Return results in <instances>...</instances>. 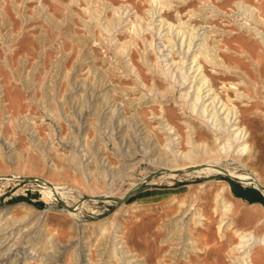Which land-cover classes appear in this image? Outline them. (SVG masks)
<instances>
[{"label":"rangeland","instance_id":"obj_1","mask_svg":"<svg viewBox=\"0 0 264 264\" xmlns=\"http://www.w3.org/2000/svg\"><path fill=\"white\" fill-rule=\"evenodd\" d=\"M213 1L221 12L174 0L163 15L204 26L212 46L221 39L230 71L202 63L221 95L235 94L225 80L252 97L237 101L252 151L172 170L160 159L163 109L184 149L190 128L217 147L183 103L188 82L160 70L159 35L138 17L149 0H0V264H230L235 228L264 234V44L234 17L236 0ZM244 1L264 17V0ZM216 197L233 201L225 243Z\"/></svg>","mask_w":264,"mask_h":264},{"label":"bare ground","instance_id":"obj_2","mask_svg":"<svg viewBox=\"0 0 264 264\" xmlns=\"http://www.w3.org/2000/svg\"><path fill=\"white\" fill-rule=\"evenodd\" d=\"M173 1L174 0H149L150 7L146 11L148 16L143 17L138 15V17L141 21L146 22V29H151L159 35L162 43L158 50L160 53L158 56L160 59H158V61L160 62L159 67H161V72L167 74L180 86L188 82L187 86H184L187 89L183 90V87L180 89V96L183 99V103L188 107L190 112L205 123L209 131L213 133L217 148L214 149L205 142H197L194 138L196 129L190 128L188 130L187 141L189 148L184 149L182 135L178 127L169 120L163 109V113L158 116L160 120L159 126L164 130V133L167 134L169 141L165 143L164 148L161 147L160 159L166 162L172 170H178V167H181V169H189V167L195 165L200 155L209 158L206 160H221L230 156L234 160L243 162L241 156L251 153L252 143L250 142L251 133L247 126L243 124V113L237 101L247 104L248 102H245V100L250 101L252 97L241 90L239 87L240 84L237 82L225 80L222 81L223 84L221 88L225 91H233L235 94L232 95L229 92H224L225 96L221 95V90L217 88L218 86H215L213 79L205 72V67L201 59H205L204 61L213 64L215 67H224L230 71V68L221 56V50H223L219 44L221 39H215L214 45L212 46L209 42L210 32L206 30L204 26L190 23V19L186 21L183 20L178 12L177 23L168 20L163 15V10L171 7ZM234 4H236L237 7V10L232 9L234 11V17L239 21L241 26L247 27V29L258 36L264 44V29L258 26V24H264V17L261 16L259 6L247 3L244 0H236ZM202 6L212 13L221 9L213 0H203ZM123 7H118V10ZM129 11L130 9H127L125 6L121 14L126 12V15H122V17L127 18ZM195 13L194 11V13L190 15V18ZM253 23H255V25ZM143 28L144 26H140L139 30L143 32ZM202 29L204 30L202 31ZM217 34H226V30H220ZM149 44L152 45V41H150ZM175 48L176 50H174ZM177 50H179V55H182L179 60H176L172 55L173 51L176 52ZM164 61H166V63H164ZM133 67L137 70L136 65H133ZM174 86L175 85H172L173 88ZM235 156H240V158H235ZM253 173H255L254 178L260 182V176L256 172ZM260 184L262 185V183ZM42 194L47 198V192L43 191ZM184 204L185 203H183V205ZM231 204H233V201L216 197L215 209L224 208L217 229L220 243H225V238L231 237L228 230H230L231 225L233 226V223L230 221L224 223L227 211L231 209ZM197 213L200 217L199 221H201L202 226L208 228L209 226H205L206 221H204V219H206V217L201 212V209L197 208L196 211H194V217L197 216ZM196 223L199 224L200 222ZM182 229L181 227V231ZM233 231L237 234L239 241L229 250L231 254L230 264H264V234L257 235L254 232H249L248 230L241 231V229L237 228ZM185 236H183V238H185ZM188 239L191 238L188 237ZM184 241L187 242L186 239ZM219 249H221V247H219ZM116 253V244H113L111 256H116Z\"/></svg>","mask_w":264,"mask_h":264},{"label":"water","instance_id":"obj_3","mask_svg":"<svg viewBox=\"0 0 264 264\" xmlns=\"http://www.w3.org/2000/svg\"><path fill=\"white\" fill-rule=\"evenodd\" d=\"M26 179H31L32 177H25ZM237 180H240L236 177H234ZM143 183H140L138 185H136L135 187H133L126 195V197L130 196L131 194H133L139 187L142 186ZM258 188L261 189L264 192V186H262L261 184L258 185ZM124 197V198H126ZM124 198H119L120 201L124 200ZM60 201L65 205L64 201L62 199H60Z\"/></svg>","mask_w":264,"mask_h":264}]
</instances>
